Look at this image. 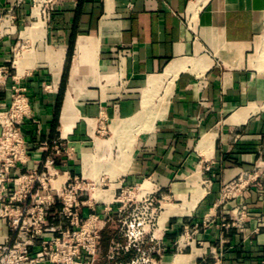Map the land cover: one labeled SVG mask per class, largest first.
Here are the masks:
<instances>
[{
    "label": "crops",
    "instance_id": "obj_1",
    "mask_svg": "<svg viewBox=\"0 0 264 264\" xmlns=\"http://www.w3.org/2000/svg\"><path fill=\"white\" fill-rule=\"evenodd\" d=\"M5 14L0 110L25 88L27 169L47 156L40 141L59 140L54 184L92 186L84 215L125 188L159 198L164 264H264V167L259 184L220 195L264 154V0H0Z\"/></svg>",
    "mask_w": 264,
    "mask_h": 264
},
{
    "label": "built area",
    "instance_id": "obj_2",
    "mask_svg": "<svg viewBox=\"0 0 264 264\" xmlns=\"http://www.w3.org/2000/svg\"><path fill=\"white\" fill-rule=\"evenodd\" d=\"M13 19L10 14L0 18V37ZM14 90L12 103L0 110V179L5 182L0 199L10 226V235L0 242V264H164L167 248L156 236L161 210L157 196L136 198L125 188L100 211L98 203H92L93 211L84 215L85 196L92 186L79 176L54 184L57 157L64 148L59 140L40 141L46 158L39 168H26L30 146L20 125L31 108L25 88ZM263 167L264 154L252 170L221 188V198H236L259 184ZM27 200L30 205L23 206ZM56 205L60 209L52 215ZM246 215V209H240L238 221ZM108 223L116 224L117 230L103 251L100 241Z\"/></svg>",
    "mask_w": 264,
    "mask_h": 264
},
{
    "label": "bare ground",
    "instance_id": "obj_3",
    "mask_svg": "<svg viewBox=\"0 0 264 264\" xmlns=\"http://www.w3.org/2000/svg\"><path fill=\"white\" fill-rule=\"evenodd\" d=\"M155 83V82H154ZM154 86V85H153ZM153 90V89H152ZM148 91H149V89H148ZM151 92V91H150ZM146 93H147V91H146ZM149 92L147 93V95H145L146 97H145V99H144V103H143V110H146L147 108H148V103L150 102V98H149ZM151 94V93H150ZM162 97V96H161ZM160 97V98H161ZM161 101V100H160ZM160 104V103H159ZM167 106V105H166ZM165 106V107H166ZM71 107V103L69 102L68 104H67V107H66V113H67V111H68V109ZM163 108V107H162ZM151 110V109H150ZM153 110V109H152ZM151 110V111H152ZM69 113V112H68ZM156 113V112H155ZM158 113V112H157ZM153 116V115H152ZM149 117V116H148ZM153 118V117H152ZM151 118V119H152ZM150 119V118H149ZM136 120V119H135ZM147 127V126H146ZM132 138V137H131ZM135 138V137H134ZM122 142V141H121ZM129 144V143H128ZM125 145V144H124ZM123 146V145H122ZM126 146V145H125ZM124 146V147H125ZM130 152V151H129ZM124 153V152H123ZM113 170V169H112ZM118 170V169H117ZM112 173V172H111ZM113 177H114V175H113Z\"/></svg>",
    "mask_w": 264,
    "mask_h": 264
},
{
    "label": "trees",
    "instance_id": "obj_4",
    "mask_svg": "<svg viewBox=\"0 0 264 264\" xmlns=\"http://www.w3.org/2000/svg\"><path fill=\"white\" fill-rule=\"evenodd\" d=\"M72 51V50H71ZM69 57H70V52H69ZM65 77H66V74H65ZM64 86V85H63Z\"/></svg>",
    "mask_w": 264,
    "mask_h": 264
}]
</instances>
